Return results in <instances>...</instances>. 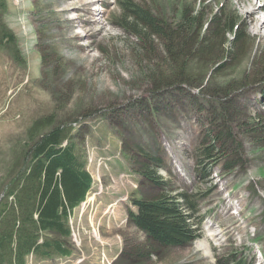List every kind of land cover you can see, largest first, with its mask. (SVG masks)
<instances>
[{
	"label": "rangeland",
	"instance_id": "rangeland-1",
	"mask_svg": "<svg viewBox=\"0 0 264 264\" xmlns=\"http://www.w3.org/2000/svg\"><path fill=\"white\" fill-rule=\"evenodd\" d=\"M86 1L99 11L87 15L100 21L70 20L76 0H5L0 10V26L15 37L0 38V200L23 163L28 128L48 116L52 123L39 131L68 127L92 177L68 218L70 253H27L24 264H230L232 254L258 264L264 259V32L251 30L237 0H134L171 27L183 8L197 10L198 23L182 30L189 36L186 53L169 51L163 38L148 44L128 30L118 18L119 0ZM211 15L221 32L227 22L236 25L231 50L223 49L221 32L204 26ZM152 71L162 82H154ZM212 125L228 132L214 143V161L199 151L211 144ZM139 147L162 159L166 190L197 194L202 222L200 236L184 245L130 257L147 238L129 219L132 200L164 189L139 172ZM204 238L209 253L194 246Z\"/></svg>",
	"mask_w": 264,
	"mask_h": 264
},
{
	"label": "trees",
	"instance_id": "trees-1",
	"mask_svg": "<svg viewBox=\"0 0 264 264\" xmlns=\"http://www.w3.org/2000/svg\"><path fill=\"white\" fill-rule=\"evenodd\" d=\"M119 1L121 10L118 18L130 32L148 44L153 37L163 38L169 51L174 47L176 52L186 53L189 36L182 30L186 24V27L192 28L198 23L197 10L183 8L174 27H171L134 0ZM76 2L71 3V7L78 13L70 20L83 23L84 14L89 9L86 6L88 1ZM4 5L5 0H0V10ZM80 11L83 13L80 14ZM206 23L215 27L217 33L221 32L215 15H211L204 26ZM0 27V38L13 42V33L4 23ZM220 34L224 50L235 47L239 31L233 22L225 23ZM228 34L231 36L228 37ZM149 75L154 82H162L161 74L152 71ZM52 118L38 119L28 128L30 142L24 149L23 163L17 175L12 177L5 198L0 200V221L6 224L0 229V264H24L27 253L42 256L70 253L67 243L70 234L68 218L72 209L85 199L92 177L75 151L68 127L53 124L39 131L43 125L52 123ZM210 130L208 138H211V144L199 149L200 157L205 159L212 158L214 143L228 133L217 131L213 125ZM138 150L144 157L139 162V172L148 181L164 189L153 197L132 200L136 210L129 211V219L145 232L147 238L143 243L145 245L133 247L128 252L130 257L149 256L160 246H180L194 240L199 234L197 230L201 219L196 204L197 194L184 190L171 193L166 190L167 181L158 173V164L162 159L150 155L142 147ZM150 160L155 163H150ZM211 160H216V157ZM228 262L246 264L236 254H232Z\"/></svg>",
	"mask_w": 264,
	"mask_h": 264
},
{
	"label": "bare ground",
	"instance_id": "bare-ground-1",
	"mask_svg": "<svg viewBox=\"0 0 264 264\" xmlns=\"http://www.w3.org/2000/svg\"><path fill=\"white\" fill-rule=\"evenodd\" d=\"M237 4L241 6L242 12H244L245 15L249 17L251 30L254 32H260V31L264 32V0H237ZM93 10H95V7L93 9L89 8L87 14L93 13ZM87 14H84V19L82 21L83 23L84 22L93 23L98 20L100 21V19L92 16L91 18ZM208 236L213 238L216 236V232L210 233L208 234ZM208 244H209L208 240L204 238V239H199L196 242V244H194V246L198 250H203L204 253L206 252L209 253Z\"/></svg>",
	"mask_w": 264,
	"mask_h": 264
}]
</instances>
